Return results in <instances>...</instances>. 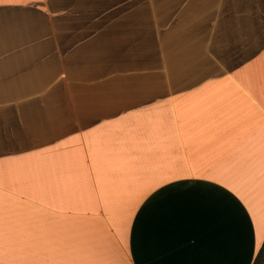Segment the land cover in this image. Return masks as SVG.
I'll list each match as a JSON object with an SVG mask.
<instances>
[{
	"label": "crops",
	"instance_id": "0c3cea01",
	"mask_svg": "<svg viewBox=\"0 0 264 264\" xmlns=\"http://www.w3.org/2000/svg\"><path fill=\"white\" fill-rule=\"evenodd\" d=\"M40 3L0 0V264H252L264 2Z\"/></svg>",
	"mask_w": 264,
	"mask_h": 264
},
{
	"label": "snow or ice",
	"instance_id": "6c2138e0",
	"mask_svg": "<svg viewBox=\"0 0 264 264\" xmlns=\"http://www.w3.org/2000/svg\"><path fill=\"white\" fill-rule=\"evenodd\" d=\"M6 3H11L15 6H19L21 4V0H5ZM264 2V0H262ZM32 3V8L35 9L36 11H41L47 8L48 11H52L51 7L46 4L40 3V0H31ZM264 53V40L261 41L258 47H256L255 50H253L250 55L246 58L245 63H251L253 60H255L257 57L261 56V54ZM207 56L209 57L208 63L212 62L213 57L216 59H219V57L216 55V53L209 48ZM239 67V65L237 66ZM232 69H229V73H231ZM5 153L0 151V156H4ZM225 194H227V190H225ZM229 199H232L231 196H229ZM236 201L233 200V203ZM238 207H242L241 205H237ZM255 250V248H251L249 252V257L251 258L252 252ZM261 251L264 252V245H261ZM255 264H260V259L259 257L256 258Z\"/></svg>",
	"mask_w": 264,
	"mask_h": 264
},
{
	"label": "trees",
	"instance_id": "16d2710c",
	"mask_svg": "<svg viewBox=\"0 0 264 264\" xmlns=\"http://www.w3.org/2000/svg\"><path fill=\"white\" fill-rule=\"evenodd\" d=\"M262 245H264V241H263ZM257 257H259V259H260V264H263L264 263V252L261 251V247H260V249H259V251H258V253H257L252 264H255Z\"/></svg>",
	"mask_w": 264,
	"mask_h": 264
},
{
	"label": "rangeland",
	"instance_id": "374dc122",
	"mask_svg": "<svg viewBox=\"0 0 264 264\" xmlns=\"http://www.w3.org/2000/svg\"><path fill=\"white\" fill-rule=\"evenodd\" d=\"M264 264V263H263Z\"/></svg>",
	"mask_w": 264,
	"mask_h": 264
}]
</instances>
